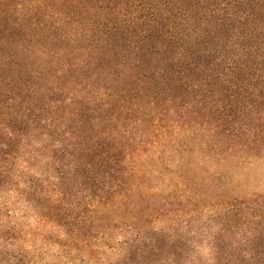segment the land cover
Masks as SVG:
<instances>
[{
	"label": "trees",
	"instance_id": "trees-1",
	"mask_svg": "<svg viewBox=\"0 0 264 264\" xmlns=\"http://www.w3.org/2000/svg\"><path fill=\"white\" fill-rule=\"evenodd\" d=\"M6 101L38 113L60 188L114 200L102 219L129 203L152 217L165 182L184 207L210 195L229 223L264 218V196L218 198L215 170L264 158V0H0V124Z\"/></svg>",
	"mask_w": 264,
	"mask_h": 264
},
{
	"label": "rangeland",
	"instance_id": "rangeland-1",
	"mask_svg": "<svg viewBox=\"0 0 264 264\" xmlns=\"http://www.w3.org/2000/svg\"><path fill=\"white\" fill-rule=\"evenodd\" d=\"M16 103H4L9 108L0 124V138L9 139L0 153L6 170L0 174V264H250L261 257L264 238H253L264 230V218L249 223L259 213L237 216L229 223L223 218L229 207L222 201L215 204L219 199L208 195L203 197L206 202L184 207L185 197L166 182L159 186L156 202L151 198L148 205L152 217H139L137 211L144 205L129 203L102 219L108 207L97 209L100 213L94 207L114 200L100 198L99 205L79 186L60 188L53 174L57 168L41 157L38 113L25 106L30 111L18 114ZM179 159L167 163L168 168L179 166ZM229 166L215 169L229 184L217 192L218 198L235 204L236 211L245 210L251 199L264 196V158ZM43 184L50 193H43ZM89 217L93 230L88 228Z\"/></svg>",
	"mask_w": 264,
	"mask_h": 264
}]
</instances>
